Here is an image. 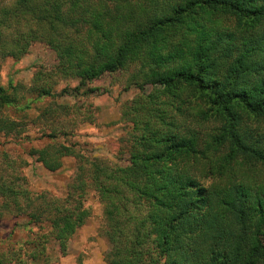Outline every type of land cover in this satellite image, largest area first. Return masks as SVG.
Here are the masks:
<instances>
[{
  "label": "trees",
  "instance_id": "trees-1",
  "mask_svg": "<svg viewBox=\"0 0 264 264\" xmlns=\"http://www.w3.org/2000/svg\"><path fill=\"white\" fill-rule=\"evenodd\" d=\"M34 43L54 52L59 79L77 81L55 93L34 75L21 92L36 99L90 95L104 74L132 70L138 95L121 111L128 165L80 154L49 124L36 162L56 172L72 158L75 174L47 197L15 162L0 166V219L37 230L0 249V264L65 256L89 192L103 205L106 264H264V0H12L0 9V56L18 59ZM9 85L0 110L28 109ZM54 101L44 116L73 108ZM23 129L0 118L5 135Z\"/></svg>",
  "mask_w": 264,
  "mask_h": 264
},
{
  "label": "rangeland",
  "instance_id": "rangeland-1",
  "mask_svg": "<svg viewBox=\"0 0 264 264\" xmlns=\"http://www.w3.org/2000/svg\"><path fill=\"white\" fill-rule=\"evenodd\" d=\"M12 0H0V9L8 7ZM24 25H22L23 27ZM21 26H18V28ZM1 55V54H0ZM57 58L53 51L42 43H34L27 54L16 59L0 56V86L4 89L16 86L18 91L31 86L34 75H42L56 82L55 93L62 89L77 86L75 80H63L55 74ZM132 70L104 74L88 85L95 91L90 95H70L67 97H43L36 99L30 93H22L19 102L29 104L28 109L0 110V118H9L24 124L20 138L16 134L5 135L0 132V166L6 168L7 161L15 162L18 171L27 180L33 193H47L50 196H62L68 183L75 174L76 163L72 158L63 159L61 168L49 172L36 162V151L43 143L42 132L49 124H56L59 130L69 132V136L59 138V142L75 144V149L86 157L100 158L115 167L127 166L125 142L127 123L121 120L123 105L132 101L138 91L129 87L127 78ZM86 90L83 88L81 92ZM53 100L57 104L73 106L63 115L55 112L52 116L43 115ZM20 103V104H21ZM92 118L91 123L85 120ZM54 119V120H53ZM52 126V125H51ZM209 182L207 181L206 184ZM128 197V195L126 196ZM89 217L68 241V251L54 262L55 250L34 258H26V264H106L104 255L110 245L103 234V205L93 192H89L84 201ZM135 215V213L133 212ZM25 219L11 215L0 219V249L12 247V243H22L32 237L37 230L23 226Z\"/></svg>",
  "mask_w": 264,
  "mask_h": 264
}]
</instances>
